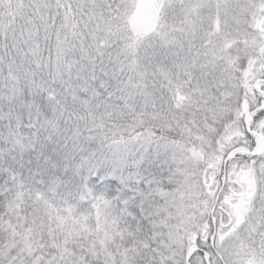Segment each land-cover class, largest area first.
Here are the masks:
<instances>
[{
    "label": "snow or ice",
    "instance_id": "1",
    "mask_svg": "<svg viewBox=\"0 0 264 264\" xmlns=\"http://www.w3.org/2000/svg\"><path fill=\"white\" fill-rule=\"evenodd\" d=\"M0 264H264V0H0Z\"/></svg>",
    "mask_w": 264,
    "mask_h": 264
}]
</instances>
